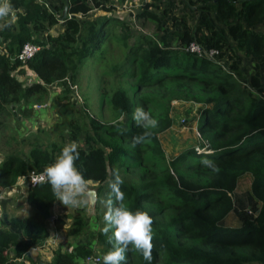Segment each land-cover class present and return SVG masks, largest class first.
Returning <instances> with one entry per match:
<instances>
[{
    "label": "trees",
    "instance_id": "obj_1",
    "mask_svg": "<svg viewBox=\"0 0 264 264\" xmlns=\"http://www.w3.org/2000/svg\"><path fill=\"white\" fill-rule=\"evenodd\" d=\"M192 1L201 9L200 24L206 29L204 31L200 25L197 27V41L216 47L220 55L228 50H238L255 60L258 66L264 63V33L249 26L264 23V0ZM11 3L19 11L15 13V27L0 30V45L5 49L0 52V114L9 113V106L13 103L28 101L29 96L44 92L45 84L74 76L80 64L98 46V38L103 33L100 25L106 18L88 20L85 29L74 14L85 16L93 6L104 10L112 8V5H106V0H61L58 4L50 3V7L37 0H11ZM144 10L138 16L148 13V8ZM209 12H213L216 21L228 27L229 35L235 41L233 45L214 25ZM149 15L154 17L151 12ZM59 19L65 21L63 30L51 33L50 28ZM157 23L160 25V19ZM36 30L45 31L47 41L37 38ZM82 30L85 34L78 40L77 35ZM26 41L37 42L42 47L26 63L38 80L24 85L13 71L18 69L21 72L25 64L13 56ZM138 50L143 56L139 77L141 85L159 82L170 74L195 78L219 89V93L205 100L210 105L202 106L200 113L198 128L206 140L197 141V147L182 148L171 157L156 181L124 182L121 185L127 198L126 207L133 212L146 211L154 219L151 264H246L244 260L251 258L264 264V82L261 76L252 73L249 83L242 82L233 76V73L242 74L235 61H231L225 70L209 57L160 45L151 35H142L129 47L128 54ZM113 99L117 114L129 111V101L123 90L117 89ZM129 119L126 126L122 122L96 123V119H92L95 130L103 126L107 131L117 132L120 137L100 140L110 148L108 152L101 145H91L88 149L79 147L80 157L76 164L86 178L99 182L111 179L108 172L112 173L115 168L112 162H116L124 152V137L133 139L145 131L141 127H133L132 113ZM159 125L158 129L150 130L152 134L148 138L152 142L151 149L156 153L163 152L158 133L171 125L170 116L167 115ZM71 137L76 139V134ZM86 142L91 143L88 138ZM30 153L32 159L28 165L17 153L7 154L0 163V183H14L31 165L30 169L49 166V156L44 151L33 148ZM195 159L196 164L193 162ZM205 159L213 161L219 171L213 172L212 180L207 183L198 179L196 184L188 182L182 171L196 165L197 171L209 169L201 163ZM246 173L251 174L250 189L261 202L260 209L238 225L226 224L223 220L234 208V200L229 193ZM162 190L169 193L170 200L176 201L181 209L169 218L164 217L165 203H152L148 199ZM26 200L32 205L33 212L24 216L11 215L8 224L12 229L8 224L0 229V264L83 263V256L91 252L86 243L74 245L72 252L57 248L50 260L30 256V249L41 245L49 236L46 221L56 198L45 180L28 185ZM73 217L68 234H77L83 225L78 211ZM17 230H21L22 236ZM188 237L195 238V242L185 244L183 238ZM238 246L248 247L250 254L240 255L235 250ZM126 255V264H148L134 248H130Z\"/></svg>",
    "mask_w": 264,
    "mask_h": 264
},
{
    "label": "rangeland",
    "instance_id": "obj_2",
    "mask_svg": "<svg viewBox=\"0 0 264 264\" xmlns=\"http://www.w3.org/2000/svg\"><path fill=\"white\" fill-rule=\"evenodd\" d=\"M106 5H112V8L104 10L103 7L93 6L85 16L76 13L85 29L88 20L106 17L100 25L103 27V33L98 38V46L80 64L76 74L69 75L63 81L45 84L47 88L44 92L29 96L28 101L21 100L11 104L9 113L0 114V163L7 154L17 153L28 165L32 159L31 149L39 148L49 156L50 165L55 162L62 148L71 142H76L79 147L85 149L91 145H101L108 152L110 148L100 140H116L120 135L107 131L103 126L95 130L92 119H96V123L122 122L126 126L130 121L129 114H133L137 106L150 112L159 123L169 115L171 125L158 133L162 153H156L151 149L152 142L149 139L133 148V139L124 137V152L112 164H115L114 169L119 170L124 182L128 184L156 181L161 176L162 169L168 166L171 157L182 148L197 147V141L206 140L205 134L198 128L200 113L202 106L210 105L205 100L219 93L218 87L214 84H204L195 78L170 74L159 82L141 85L139 77L143 56L139 50L132 55L128 54L129 47L142 35L153 36L160 45L183 50L184 42L192 39L197 41L196 32L199 25L206 31L200 24L201 9L192 0H106ZM145 8H148V13L138 16L139 12H145ZM150 12L154 17L149 15ZM213 15V12H209L214 25L224 34L230 45H233L235 41L229 35L228 27L216 21ZM11 19L10 28H14L16 14ZM159 19L160 25L157 23ZM249 26L264 33V23ZM83 30L77 35L78 40L83 38L85 34ZM35 35L40 40L47 41L45 31L36 30ZM212 59L225 70L231 61L238 63L242 74L233 73V76L242 82L249 83V76L252 73H258L264 82V63L258 66L255 60L242 55L241 51L228 50L224 55L219 54ZM13 73L24 85L38 79L27 64L21 72L15 69ZM117 89L123 90L129 101V111L124 110L120 114H117L113 99ZM159 126L158 124L154 129H158ZM133 127H139L135 121ZM73 133L76 134V139L71 137ZM87 138L91 143L86 142ZM193 162L196 164L197 160ZM29 167L14 183H0V229L7 227L11 215L24 216L33 212L32 205L26 200L28 188L26 174ZM182 173L188 182L193 184L197 183V179L207 183L214 175L211 169L197 171V165ZM250 179V173L239 178L241 191L251 188ZM91 181L99 197L106 199L110 192L109 178L103 182L92 179ZM236 191L229 193L232 200ZM148 199L152 203H165V218L181 210L176 201L170 200V194L163 190ZM125 202L126 196L124 200L126 206ZM254 203L248 205L241 199V208L235 205L223 222L238 225L244 218L253 217L260 209V206L257 204L254 206ZM249 209L251 211H248ZM76 211L81 215L83 225L77 234H68L67 229L71 226ZM105 212L106 208L101 203H96L95 206L67 208L59 200H55L46 221L49 236L41 245L34 247L36 259L50 260L57 248L72 252L74 245L86 243L89 244L91 252L83 256L84 261L81 260L83 262L81 264H97L96 261L101 264L103 255L113 247L102 231ZM8 227H11L10 224ZM19 233L21 235V230ZM183 241L185 244L193 243L195 238H183ZM248 249L246 246L235 248L242 256L250 254ZM93 257L99 259L93 260ZM244 261L246 264H261L253 258Z\"/></svg>",
    "mask_w": 264,
    "mask_h": 264
},
{
    "label": "clouds",
    "instance_id": "obj_3",
    "mask_svg": "<svg viewBox=\"0 0 264 264\" xmlns=\"http://www.w3.org/2000/svg\"><path fill=\"white\" fill-rule=\"evenodd\" d=\"M19 9L14 8L11 0H0V30L9 28L12 19ZM136 124L145 131L133 137L132 147L143 144L150 136L151 129L158 127V120L143 107L137 106L133 112ZM79 145L76 142L66 144L55 162L45 169L46 181L56 198L68 207L95 206L101 203L105 206L103 234L113 247L103 255V264H126L130 248L139 252L143 259L151 264L153 260V217L146 211H131L125 206V194L121 190L124 180L118 169L111 173L108 181L110 192L106 199H101L92 185L91 179L85 177L77 167L80 157ZM202 165L218 172L217 165L211 160H202ZM109 233H111L109 235ZM97 264H100L97 261Z\"/></svg>",
    "mask_w": 264,
    "mask_h": 264
},
{
    "label": "built area",
    "instance_id": "obj_4",
    "mask_svg": "<svg viewBox=\"0 0 264 264\" xmlns=\"http://www.w3.org/2000/svg\"><path fill=\"white\" fill-rule=\"evenodd\" d=\"M43 5L50 7V0H37ZM42 47L41 44L34 42V41H26L22 44L19 51L13 56L14 59H18L20 63L26 64L27 60L30 59L40 48ZM184 50L196 53L200 56H206L209 58L218 57L219 50L216 47L203 45L199 41L194 39L187 41L184 43L183 47ZM5 51L4 47L0 45V52ZM26 180L28 185H34L38 182H42L46 180L45 169H36L31 168L28 170L26 174ZM248 211H251L249 209ZM98 257H93V260H98ZM97 262V261H96Z\"/></svg>",
    "mask_w": 264,
    "mask_h": 264
},
{
    "label": "crops",
    "instance_id": "obj_5",
    "mask_svg": "<svg viewBox=\"0 0 264 264\" xmlns=\"http://www.w3.org/2000/svg\"><path fill=\"white\" fill-rule=\"evenodd\" d=\"M60 1L61 0H50V2H52L53 4H58ZM94 7H96V6H94ZM97 7H99V6H97ZM74 15L77 16L76 14H74ZM64 26H65V21L63 19H59V21L50 28V32L51 33L54 32L56 34V33L60 32V31H62L63 28H64ZM248 178L249 177H247V179ZM238 189H239V183L237 184V186L235 187L234 190L236 191ZM241 199H243L244 202L248 203V205L251 202L254 203V201L256 200L255 202H257L256 203L257 206L258 207L260 206V202L257 201V199L252 195L251 189H249V188H245L243 191H241V189H239L238 191H236L235 198L233 199L234 200V206L237 205V207H240L241 206L240 205L241 204ZM256 204L254 203L253 205L256 206Z\"/></svg>",
    "mask_w": 264,
    "mask_h": 264
},
{
    "label": "water",
    "instance_id": "obj_6",
    "mask_svg": "<svg viewBox=\"0 0 264 264\" xmlns=\"http://www.w3.org/2000/svg\"><path fill=\"white\" fill-rule=\"evenodd\" d=\"M67 1V0H66ZM66 6H67V4H65V7H64V15L66 14ZM96 191V190H95ZM35 255H36V250H35V248L34 247H32L31 249H30V256L31 257H35Z\"/></svg>",
    "mask_w": 264,
    "mask_h": 264
}]
</instances>
